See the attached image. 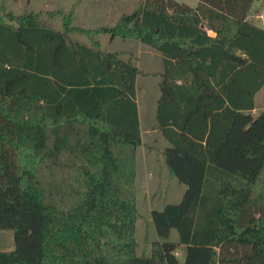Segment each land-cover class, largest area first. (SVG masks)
I'll list each match as a JSON object with an SVG mask.
<instances>
[{
	"label": "trees",
	"instance_id": "trees-1",
	"mask_svg": "<svg viewBox=\"0 0 264 264\" xmlns=\"http://www.w3.org/2000/svg\"><path fill=\"white\" fill-rule=\"evenodd\" d=\"M258 1L144 0L96 28L76 25L74 8L0 3V230L15 242L0 264H264ZM58 15L61 29L44 19ZM100 35L159 52L161 71L103 49ZM140 76L160 78L155 154L184 186L150 212L157 238L141 253Z\"/></svg>",
	"mask_w": 264,
	"mask_h": 264
},
{
	"label": "rangeland",
	"instance_id": "rangeland-1",
	"mask_svg": "<svg viewBox=\"0 0 264 264\" xmlns=\"http://www.w3.org/2000/svg\"><path fill=\"white\" fill-rule=\"evenodd\" d=\"M2 2L17 14L23 13L24 11H55L59 9L68 12L74 8L76 10L74 23L76 25H84L94 28L96 22L102 26H113L122 13L132 12L140 5L141 0H0V3ZM254 11L255 15L259 12H264V0L259 1V3L256 4V10ZM44 19L51 23L55 28L61 29L62 21L60 15L55 18L45 16ZM102 21L106 23H103ZM256 22L264 27V20L261 22L256 20ZM99 39L101 40L103 49L109 51H134L138 56L137 64L140 69L149 72H157L162 69V64L159 60L150 56L152 50L137 40H125L122 38L114 39L110 35L100 36ZM82 40L89 42L86 37H83ZM159 82L160 78L158 77H138L137 98L143 127L145 122H151V120L153 122L155 121L157 100L159 97ZM256 103L257 110L252 112V115L255 117L258 114V110L264 108V88L256 95ZM144 144L146 145L141 149L139 148L136 183L138 207L143 216L138 221L139 253L144 250L147 238L150 240L157 238L153 226L149 221V211L152 208H160L165 200L168 203L179 202L184 192V186L177 182H174L173 184L168 183V171L165 166H163V168H157L160 171V178L162 181L160 184H158L159 182L154 174H148V172H151L150 170L153 169L152 162L155 159V153L153 150H155L156 147L163 148L166 145L162 136L160 135V138L159 136L157 138L154 134H150V132L144 134ZM147 145L152 147L150 151L147 149ZM171 238H176V232H173ZM14 245L13 230H0V250L12 249L14 248ZM178 257L181 258L180 252L178 253Z\"/></svg>",
	"mask_w": 264,
	"mask_h": 264
},
{
	"label": "crops",
	"instance_id": "crops-1",
	"mask_svg": "<svg viewBox=\"0 0 264 264\" xmlns=\"http://www.w3.org/2000/svg\"><path fill=\"white\" fill-rule=\"evenodd\" d=\"M110 1V0H109ZM144 0H141V2H140V4L143 2ZM179 2H184V3H186V4H188V5H190L191 7H195L196 5H197V0H178ZM257 3H259V1L258 2H255L254 3V5H253V11L254 10H256V4ZM106 5V4H105ZM109 6V5H108ZM109 8H110V6H109ZM255 12V11H254ZM121 16V15H120ZM119 16V17H120ZM118 17V18H119ZM117 18V19H118ZM103 22V21H102ZM103 23H106V22H103ZM80 26H83V27H87V26H84V25H80ZM98 26H102V25H100V24H98L97 22L95 23V26H94V28H96V27H98ZM260 26H262V25H260ZM263 27V26H262ZM211 35H214V34H212L211 33ZM100 36H103V35H100ZM99 36V37H100ZM115 39V38H114ZM101 41V40H100ZM149 48V47H148ZM151 49V48H150ZM152 51H151V55L150 56H152V57H154L155 59H158L159 60V62L162 64V56H161V54L159 53V52H157V51H155V50H153V49H151ZM150 54V53H149ZM137 81H138V79H137ZM264 88V87H263ZM138 91V90H137ZM262 91V90H261ZM137 103H138V98H137ZM138 108H139V105H138ZM255 110H257V109H254L252 112H254ZM139 119H140V127H141V133H142V139L144 140V134H147V133H149L150 132V134H154L157 138H158V136H159V138H160V134L158 133V131L156 130V129H154L153 127V124H154V122L151 120V122H145V125H144V127L142 126L143 125V121H142V118H141V112H140V110H139ZM151 127H150V126ZM154 151V153H155V150H153ZM161 162H162V160H161ZM153 164H152V167H153V169H151L150 171L151 172H148V174H151V175H153L154 174V176H156V179H157V181L159 182L158 184H160L162 181H161V178H160V171L158 170L159 168L158 167H161V168H163V164H161L160 162H158V160H157V156H156V154H155V159H154V161L152 162ZM158 168V169H157ZM168 174V173H167ZM168 176V175H167ZM169 180V181H168ZM168 183H171V184H173L174 182H176V181H174V180H170L169 178H168ZM167 183V184H168ZM180 193H181V191H180ZM152 209H154V208H152ZM152 209L149 211V213L152 211ZM149 221H150V219H149ZM182 249V248H181ZM179 250V252L181 253V260H183L182 258H183V256H184V254H183V250Z\"/></svg>",
	"mask_w": 264,
	"mask_h": 264
},
{
	"label": "built area",
	"instance_id": "built-area-1",
	"mask_svg": "<svg viewBox=\"0 0 264 264\" xmlns=\"http://www.w3.org/2000/svg\"><path fill=\"white\" fill-rule=\"evenodd\" d=\"M256 17H257L258 20H261V21L264 20V12L257 13Z\"/></svg>",
	"mask_w": 264,
	"mask_h": 264
},
{
	"label": "water",
	"instance_id": "water-1",
	"mask_svg": "<svg viewBox=\"0 0 264 264\" xmlns=\"http://www.w3.org/2000/svg\"><path fill=\"white\" fill-rule=\"evenodd\" d=\"M212 34H214V33H212Z\"/></svg>",
	"mask_w": 264,
	"mask_h": 264
}]
</instances>
